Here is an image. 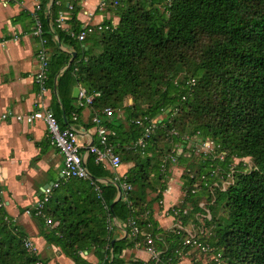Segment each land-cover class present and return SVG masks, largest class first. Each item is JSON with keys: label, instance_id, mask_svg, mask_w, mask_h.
<instances>
[{"label": "trees", "instance_id": "1", "mask_svg": "<svg viewBox=\"0 0 264 264\" xmlns=\"http://www.w3.org/2000/svg\"><path fill=\"white\" fill-rule=\"evenodd\" d=\"M36 1L35 13L49 54L45 88L54 91L63 120L57 108L50 110L64 129L72 114L82 110L72 104L71 88L99 93L92 101L91 118L105 108L112 110L111 117H101L103 124L114 133L109 140L121 165L131 164L125 178L116 183L132 187L126 198H117L112 183H99L97 189L91 180L62 182L44 210L54 226L35 217L32 208L28 210L37 219L46 245L57 248L74 264H93L90 255L96 258L94 264H151L123 255L139 240L126 226L131 217L129 201L139 219L146 214V220L138 223L140 228L150 231L146 225L150 223L152 234L161 237L156 247L163 251L162 258L170 257L171 264H177L180 237L158 228L152 210L167 188L171 168L182 170V190H187L192 183L188 173L209 177L214 168L227 170L233 158H249L248 171L238 163L233 184L225 192H214L213 206L224 204L226 219L214 232L207 225L212 218L205 220V227L226 264H264V0H171L169 5L163 0H118L117 7L109 8L118 19L116 27L82 42L70 33L81 30L77 15L83 0ZM61 13H68L67 29L57 22ZM21 17L33 26L32 13L22 11L17 19ZM95 45L99 52L92 53ZM126 97L136 98L133 105H123ZM120 109L126 114V126L115 116ZM142 117L156 120L157 129L146 148L138 149L133 144L142 128L133 121ZM160 137L167 139L162 147ZM196 138L211 141L216 152H225L224 161L213 158L216 153H191L189 158L178 157L176 163L165 161L166 171L161 170L174 145H182L186 152L187 144L196 143ZM85 165L93 179L112 180L116 173L96 164L91 155ZM150 194L155 196L149 198ZM208 196L204 191L187 193L183 200L196 207ZM195 211L202 210L196 207ZM113 220L125 230V237L118 239ZM24 239L25 233L2 206L0 264L48 263L36 250L28 252Z\"/></svg>", "mask_w": 264, "mask_h": 264}, {"label": "crops", "instance_id": "2", "mask_svg": "<svg viewBox=\"0 0 264 264\" xmlns=\"http://www.w3.org/2000/svg\"><path fill=\"white\" fill-rule=\"evenodd\" d=\"M36 4H38L36 0H0V117L6 112L13 117L26 116L36 108L55 107L62 121L64 118L61 117L62 107L55 100L54 91L46 89L44 93H40L34 82V75L39 68L37 53L40 41L32 34L33 26L29 19L22 17L17 19L22 11L32 12ZM77 19L82 25L118 20L110 9L98 11L97 0H83ZM61 49L68 53L72 52L71 49L64 47ZM74 88H71V97ZM72 104L78 106L77 99ZM92 114L91 108L84 107L79 112L77 121L69 120L67 123L72 124L77 130L79 144L87 145L91 139L96 141L94 127L89 126ZM61 166L62 157L50 143L46 126L42 121L28 125L11 117L8 120H0V190L3 207L13 223L24 230L28 240L33 241L36 253L41 255L45 252L47 264L74 263L57 248L46 245L31 216L26 212L40 197L42 188L58 180ZM122 167L120 174L116 171L114 177L124 179L131 164L122 163L119 168ZM173 170L177 169L173 167ZM171 179L167 181L162 198L152 205L153 218L163 232L171 231L174 220L169 210L182 199L180 186L177 189L169 186ZM27 224L29 225L25 226ZM115 229L118 239L125 237L126 232L120 225ZM193 253L191 251L180 256L177 264H202L198 258L193 260L188 257ZM126 254L132 257L127 259H138L143 262L150 260L141 246L125 250L124 257ZM88 259L93 264L96 263L94 256L90 255Z\"/></svg>", "mask_w": 264, "mask_h": 264}, {"label": "built area", "instance_id": "3", "mask_svg": "<svg viewBox=\"0 0 264 264\" xmlns=\"http://www.w3.org/2000/svg\"><path fill=\"white\" fill-rule=\"evenodd\" d=\"M163 1L167 5H169L171 2V0ZM118 5V0H97V10L101 12L109 8H115ZM70 8L71 7H69V9ZM38 9L39 5L36 4L34 6V10L30 12L32 13L34 21L32 34L40 41V49L37 53L39 68L34 75V82L38 86L39 92L44 93L46 91L45 81L48 71L49 54L45 47V40L42 37L41 22L35 13ZM67 19V14L61 13L57 20L59 27L67 29V25L65 23ZM111 21V24H106L105 22H100L93 25L83 24L79 32L70 33V36L82 42L90 35L105 33L114 29L116 27L117 21ZM190 83L193 85L194 80H191ZM98 96L99 93H93L90 95L85 91L84 88L79 87V93L77 96L78 107L91 108L92 101ZM100 114L101 115L94 114L90 119L92 126L94 127V136L96 137V141L91 139L87 145L79 144L78 132L74 126H72V124L68 125L64 129H61L52 111L45 107L36 108L35 111L27 114L26 116L13 117L10 116V113L6 112L0 117V120H8V118L11 117L17 122H25L28 125L35 121H42L46 126L50 143L58 150V153L62 157V166L59 171L58 180H56L50 186L42 188L40 197L36 200L32 207L34 212L33 215L37 218H44L47 226H54V223H52L50 219L46 218L44 212L45 206L49 202L52 191L58 188L62 182H67L71 179L91 180L92 184H94L97 189V184L99 183H112L117 188V198H126L127 193L132 190L130 184L126 182L116 183L117 180H119V177L117 176L112 180L93 179L85 165L86 157L91 155L94 157V162L96 164L101 165L103 168L112 172H116V170L121 166V158L118 154L114 153V146L109 140L110 136H113L114 133L106 128L101 118L111 117L112 110L110 108H105ZM77 120L78 115L72 114L71 122H75ZM133 123L142 128L141 137L138 138L136 142H134L133 147L145 149L148 140L157 129L156 120L142 117L141 119L134 120ZM81 149H83L82 152L80 151ZM186 149L187 151L184 152L182 145H174L168 156L164 158L163 163L161 164V170L166 171L165 161L169 160L171 163H176L178 157L182 156L189 158L191 153H202L205 156H213L216 153L213 158L217 157L220 161H224L226 156L225 152H216L215 145L211 141H201L199 138H196V143L187 144ZM240 162H242L243 166L245 167V171H248L251 168L249 158H233L232 163L228 166L227 170L222 171L219 168H214L211 170V173H209V177H207L204 173H188V178L192 180V183L190 186H188L187 190H182L184 183L183 181L180 182L182 199L178 204L174 205L169 210V214L174 220V224L170 232L180 237L181 249L176 251L178 257L192 251L197 252L200 256L204 257V259L201 260L202 264H226L222 250L213 246L209 241L212 233L205 227V220H211L209 207L213 206L215 203L214 192H225L228 186L233 184V174L235 172V167ZM181 174L182 170L180 171L179 178ZM209 178L211 179V183L208 181ZM202 186H204L206 189H204ZM201 191L207 192L210 197H205L204 200L197 202V209L202 210L200 212L195 211L196 207L190 203L185 204L183 199L187 193L196 195ZM127 204L131 210V217L127 221L126 226L129 228L130 235L134 239L139 238V240L136 241V246L143 247L150 257V262H152L151 264H171L172 259L170 257L163 259V251L156 247V241L161 240V237L158 235L154 236L152 234L151 224H146L150 231H144L138 225L140 219H144V221L146 220V214H142L139 219L138 216H136L137 209L129 201H127ZM2 206V192L0 190V208ZM26 213L30 215V211H27ZM113 221L116 222L115 220ZM195 221H198L199 223L196 224ZM23 246L27 251H35L33 243L28 239H24ZM184 249L187 250L185 253H183Z\"/></svg>", "mask_w": 264, "mask_h": 264}, {"label": "rangeland", "instance_id": "4", "mask_svg": "<svg viewBox=\"0 0 264 264\" xmlns=\"http://www.w3.org/2000/svg\"><path fill=\"white\" fill-rule=\"evenodd\" d=\"M206 41V40H205ZM99 47L98 46H94L93 48H92V53H97V51L99 52ZM134 100H136V98L135 97H126L125 98V100H124V102H123V105L124 106H131V105H133V102H134ZM142 102L143 101H141V99H137V104L139 103V105H141V107L142 108H144L145 107V105L144 104H142ZM120 116V120H121V122L126 126V120H125V116H126V114L124 113V109H120V110H118V111H115V116ZM159 140H161V141H159V145H160V147H162V145L163 144H166L167 143V139L166 138H164V137H160L159 138ZM195 155H197L196 153H195ZM190 161H191V158H190ZM123 167H125V166H123ZM123 167L122 168H118V170H117V172L120 174V172L122 171V169H123ZM176 169H178V170H173V167L171 168V175L168 177V181H169V179H171L170 180V182H169V186L170 187H173V189H177L179 186H180V182L182 181L179 177H178V173L180 174V171H181V169L179 168V166H176L175 167ZM173 172H176V173H173ZM172 173L174 174L173 175V177H171L172 176ZM113 175H115V173H113ZM155 196V194H150V196H149V198H152V197H154ZM205 198V197H204ZM204 198H202V199H200V201L201 200H204ZM167 204H169V201L167 202ZM156 206V205H155ZM157 207H155V209H156ZM211 208V209H210ZM209 208V211H210V215H211V218H212V221L209 223V224H207L208 225V227H210V228H212V230H213V232H214V228L216 227V225H218V224H220V223H223L224 222V220L226 219V217H227V209H226V207H225V205L224 204H215V206H212V207H210ZM203 215V214H202ZM32 218V220H33V223L37 226V228H38V231H39V224H38V222H37V220H36V218H33V217H31ZM195 223L196 224H198L199 222L198 221H195ZM30 224V223H29ZM29 224H27V225H25V226H28ZM113 225H116V226H118L119 224L117 223V222H114L113 221ZM23 230V229H22ZM23 232H24V230H23ZM25 233V232H24ZM25 238L26 239H28L27 237H26V234H25ZM33 242V241H32ZM40 250V249H39ZM45 251L47 250V249H44ZM50 251V250H49ZM28 252H30V251H28ZM31 253H33V252H31ZM44 253L45 252H43L41 255H39L40 256V258L43 260V261H47V257H45V255H44ZM188 257H191L193 260L194 259H199V260H202V259H204V257L203 256H200L197 252H194L193 254H191V255H189ZM125 258L127 259V258H132V257H130V255H125Z\"/></svg>", "mask_w": 264, "mask_h": 264}, {"label": "water", "instance_id": "5", "mask_svg": "<svg viewBox=\"0 0 264 264\" xmlns=\"http://www.w3.org/2000/svg\"><path fill=\"white\" fill-rule=\"evenodd\" d=\"M78 93H79V88H78V87H75V88L73 89V91H72V97H73L74 99H77ZM50 185H51V183L48 184V185H45L43 188H46L47 186H50Z\"/></svg>", "mask_w": 264, "mask_h": 264}]
</instances>
